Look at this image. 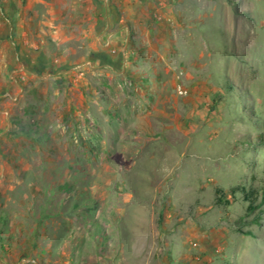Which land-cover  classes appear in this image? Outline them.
I'll return each mask as SVG.
<instances>
[{"label": "rangeland", "instance_id": "374dc122", "mask_svg": "<svg viewBox=\"0 0 264 264\" xmlns=\"http://www.w3.org/2000/svg\"><path fill=\"white\" fill-rule=\"evenodd\" d=\"M139 1L0 0V264H264V0Z\"/></svg>", "mask_w": 264, "mask_h": 264}, {"label": "crops", "instance_id": "0c3cea01", "mask_svg": "<svg viewBox=\"0 0 264 264\" xmlns=\"http://www.w3.org/2000/svg\"><path fill=\"white\" fill-rule=\"evenodd\" d=\"M134 1L135 0H106L105 4L101 7V11H100V14L104 18L106 25L104 32L113 29L115 26L118 25V23L121 22V13H125L126 11H130V9H133L135 7ZM141 3L143 4V7H141L138 13L141 12L142 14L145 13L144 11L145 8L152 9L153 7L162 8V6H165V4L161 5V0H140L139 5H141ZM127 31H129L128 27L125 29L119 27L117 28V30H115L114 33L108 34V32H106V35H110V43L112 44L114 41L116 40L118 41ZM122 55L124 54L122 53ZM122 55L119 54V58L117 59L118 64H120L121 62L120 59L121 57H123ZM102 61L106 64H109L110 62L106 59L105 60L102 59Z\"/></svg>", "mask_w": 264, "mask_h": 264}, {"label": "trees", "instance_id": "16d2710c", "mask_svg": "<svg viewBox=\"0 0 264 264\" xmlns=\"http://www.w3.org/2000/svg\"><path fill=\"white\" fill-rule=\"evenodd\" d=\"M241 191L243 192L245 199H247V201H249L248 200V193L245 192L244 190H241ZM220 192H221L220 190H216V193H217L216 199H215L216 204H226L227 205L229 202L226 200H223L222 196H218V195H220ZM259 207H260L259 204L255 205V204H253V202L249 201V205L247 207V213L251 214V213L255 212L257 209H259Z\"/></svg>", "mask_w": 264, "mask_h": 264}, {"label": "built area", "instance_id": "2783aa9c", "mask_svg": "<svg viewBox=\"0 0 264 264\" xmlns=\"http://www.w3.org/2000/svg\"><path fill=\"white\" fill-rule=\"evenodd\" d=\"M169 2H173V0H161V5L168 4ZM103 42H104L105 47L109 48L110 47V35L105 36V39ZM111 52H114V50H112Z\"/></svg>", "mask_w": 264, "mask_h": 264}, {"label": "bare ground", "instance_id": "6f19581e", "mask_svg": "<svg viewBox=\"0 0 264 264\" xmlns=\"http://www.w3.org/2000/svg\"><path fill=\"white\" fill-rule=\"evenodd\" d=\"M256 254V253H255Z\"/></svg>", "mask_w": 264, "mask_h": 264}]
</instances>
